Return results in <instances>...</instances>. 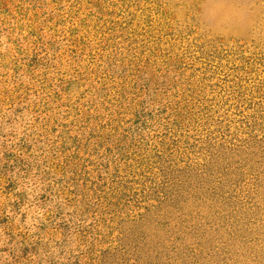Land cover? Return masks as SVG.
<instances>
[{"label":"rangeland","instance_id":"obj_1","mask_svg":"<svg viewBox=\"0 0 264 264\" xmlns=\"http://www.w3.org/2000/svg\"><path fill=\"white\" fill-rule=\"evenodd\" d=\"M0 264H264V0H0Z\"/></svg>","mask_w":264,"mask_h":264}]
</instances>
